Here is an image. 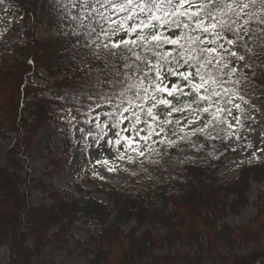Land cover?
I'll use <instances>...</instances> for the list:
<instances>
[{"label": "trees", "instance_id": "16d2710c", "mask_svg": "<svg viewBox=\"0 0 264 264\" xmlns=\"http://www.w3.org/2000/svg\"><path fill=\"white\" fill-rule=\"evenodd\" d=\"M0 4L16 11L23 21L19 40L9 49L0 48V141L12 138L0 164V250H8L6 264H46L50 250L70 253V242L76 248L92 246L85 250L92 254V264H264V248L240 252L241 246L260 240L264 192L258 195L260 206L247 225L218 226L228 214L248 205L252 185L264 183V157L242 165L225 182L218 175L225 157L237 152L231 143L250 140L254 125L248 120L254 108L264 114V91L247 89V103L240 100L236 126L229 123L226 113L213 116L210 108L190 124L204 127L207 123L203 132L179 137L170 133L175 145L160 142L161 155L145 161L149 171L138 189L124 190L105 181L94 191L78 183L69 185L76 194L61 190L34 175L31 146L44 128L54 124L63 151L49 164L59 167L73 148L75 126L84 135L94 132L91 139L97 140L100 132L89 123L88 71H98L102 65L87 55L73 58L70 50L77 41L69 34V20L58 0H2ZM140 18L138 14L129 23ZM161 30L165 35L176 31ZM113 62L122 67L120 60L113 58ZM175 82L177 78H170L169 87ZM253 83L259 85L260 81ZM68 111L76 116L71 123L65 118ZM185 115L189 118L195 113H174L169 131L175 132L180 127L175 121L184 120ZM108 121L115 123L109 116ZM210 148L223 153L213 156L206 152ZM185 152L191 155L185 156ZM34 195L40 197L38 204L33 202ZM145 226L165 228L167 233L155 237L143 230ZM76 233L86 240L80 242ZM175 244L190 248V253L155 254Z\"/></svg>", "mask_w": 264, "mask_h": 264}, {"label": "snow or ice", "instance_id": "6c2138e0", "mask_svg": "<svg viewBox=\"0 0 264 264\" xmlns=\"http://www.w3.org/2000/svg\"><path fill=\"white\" fill-rule=\"evenodd\" d=\"M58 3L69 20V34L77 41L70 50L73 58L87 55L102 65L98 71L92 68L88 71L91 101L88 109L91 112L107 105L112 111L96 113L93 121L102 115L109 116L115 121L112 128L127 121L137 136L143 131L137 126L147 125V135L141 137L147 141L160 135L163 125L173 122L170 117L174 113H195L196 118L187 124L195 123L200 113H208L213 106L217 113L232 115L233 107L241 108L235 102L237 98L247 103L244 99L247 89L259 87L264 91V0H58ZM121 13L125 15L113 19ZM138 14L143 18L129 23ZM161 29L176 31L165 35ZM113 58L120 60L122 67ZM173 77L177 82L169 87ZM254 81L260 84L255 85ZM202 103L206 106L201 107ZM65 118L71 123L76 116L68 111ZM235 119L239 122V117ZM156 126L160 132H156ZM208 127L205 123L204 128ZM123 131H129V127ZM115 136V141L109 139L108 144H122L125 150L137 142L130 136H121L119 131ZM175 143L169 141V147ZM124 158V152L116 157ZM128 159L131 161V157ZM96 163L108 165L109 161ZM107 170L114 171L111 167Z\"/></svg>", "mask_w": 264, "mask_h": 264}, {"label": "rangeland", "instance_id": "374dc122", "mask_svg": "<svg viewBox=\"0 0 264 264\" xmlns=\"http://www.w3.org/2000/svg\"><path fill=\"white\" fill-rule=\"evenodd\" d=\"M23 25L21 16L9 6L0 4V48L9 49L11 45L18 41L21 37L20 28ZM42 34V33H41ZM3 52V51H1ZM51 79L50 81H53ZM44 83V81L39 80ZM236 103L240 104V100L237 98ZM107 107L104 105L102 108L92 111L90 117V125H94L100 132L99 137L101 139L93 142L91 137L94 132L83 134L81 129L74 127V145L70 152L65 154L66 161L60 162L59 167H54L49 164L50 159L57 160L62 154V145L60 143V136L58 129L54 124L47 128H44L32 143L30 155V168L36 177L43 176L47 182H50L54 187L61 190H71V193L76 194V190L69 187L70 184H80V186L86 190L94 191L100 187L102 182H110L114 186L120 189H138L143 186V179H145V172L149 171L145 165V161H155L161 155V141L169 143L172 137H179L178 134H191L200 132V129H204L203 126L195 124H187L188 120H194L196 114L193 117H189L182 120L179 123V128L175 132L169 131L168 125H163L164 131L160 135H153L147 141L141 139L142 136L147 135V125L140 124L137 127L143 129L140 136L136 135V131L132 130L125 121L124 124L119 125V128H112V123L108 121V116L102 115L100 119L93 121L92 117L96 113L106 112ZM264 109V105L262 107ZM212 114L218 115L215 106L211 107ZM238 109L232 108V115H228L229 122L236 123L235 113ZM126 115H130L127 114ZM146 119V117H143ZM253 121L254 128L249 132L250 140L244 143L235 140L231 144L233 150H237L236 153L230 154L223 160V165L218 171V175L221 178V182H225L235 177L237 170L244 164L254 163L259 157H264V114L257 108L253 109V115L250 118ZM197 121V120H196ZM99 125V127H98ZM187 125V126H185ZM128 126L129 131H123ZM103 130V131H101ZM156 132H160V127L156 126ZM121 132L123 137H132L136 143L131 148L125 150L121 145L108 144V140L112 139L113 142L116 139L115 133ZM172 133L173 135H169ZM177 134V135H176ZM98 137V138H99ZM12 143V138L0 141V164L3 163V154L9 148ZM195 146L194 148H196ZM141 149L143 155H140ZM120 152H124V159H116ZM213 156H218L223 153L220 149L210 148L206 151ZM186 156L191 154L184 153ZM128 157H131L129 161ZM202 158V156H201ZM107 159L108 165L97 164V160ZM113 168L114 171H108L107 168ZM143 173V174H142ZM96 181H90V179ZM264 192L263 184H254L251 186L248 193V205L239 211L238 213L228 214L224 217L218 226L225 224L230 227H240L247 225L256 216L258 207L260 204L257 202V197L260 193ZM92 196L98 199L104 200L102 196H96L95 193H91ZM39 196H33V202L39 203ZM133 224H131L132 226ZM130 227V226H129ZM143 230H148L155 237H163L166 235L165 228L157 227L150 228L148 226L143 227ZM80 242L86 240L85 236L81 233L75 234ZM71 252L66 253L62 251L48 252V256L45 258L46 264H92L93 258L90 252L85 251L86 248L92 249V246L74 247V244L70 242ZM240 252L248 253L253 250L264 248V230L260 234V240L257 243L247 244L240 247ZM190 253V248L175 244L171 249H163L162 251L155 252L156 255L162 253ZM8 261V250L2 248L0 250V264H6ZM38 264V263H35ZM100 264H105L101 262Z\"/></svg>", "mask_w": 264, "mask_h": 264}]
</instances>
